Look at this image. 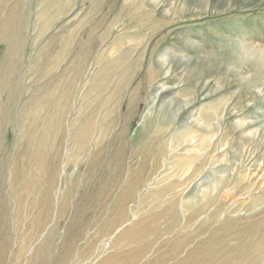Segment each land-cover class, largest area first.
Segmentation results:
<instances>
[{"label":"rangeland","instance_id":"1","mask_svg":"<svg viewBox=\"0 0 264 264\" xmlns=\"http://www.w3.org/2000/svg\"><path fill=\"white\" fill-rule=\"evenodd\" d=\"M0 35L7 185L62 107L0 263L175 264L213 232L223 264H264V0H0Z\"/></svg>","mask_w":264,"mask_h":264},{"label":"bare ground","instance_id":"2","mask_svg":"<svg viewBox=\"0 0 264 264\" xmlns=\"http://www.w3.org/2000/svg\"><path fill=\"white\" fill-rule=\"evenodd\" d=\"M5 19V18H4ZM4 19H3V22H4ZM8 22V21H7ZM7 24V23H6ZM3 26V25H2ZM5 26V25H4ZM9 26H10V23H9ZM6 27V26H5ZM3 28V27H2ZM14 28V26H13ZM7 29V28H5ZM15 29V28H14ZM20 30V29H18ZM6 32V31H5ZM11 32V31H10ZM14 32V31H13ZM4 33V32H3ZM17 33V32H16ZM18 34V33H17ZM16 35V34H14ZM20 35V34H18ZM7 37V36H6ZM4 37V38H6ZM0 38H1V35H0ZM15 39L17 40L16 36H15ZM20 42V41H19ZM14 43H11V47H13ZM21 47V45H20ZM22 48V47H21ZM16 51V50H15ZM19 52V51H18ZM18 55V54H17ZM13 56V55H12ZM10 60V59H9ZM14 60V59H13ZM13 62V61H12ZM1 63V62H0ZM3 67V66H2ZM1 67V68H2ZM4 68V67H3ZM6 68V67H5ZM4 71V69H3ZM7 71V70H6ZM11 71V70H10ZM9 71V72H10ZM4 74V73H3ZM2 74V75H3ZM8 74V73H7ZM2 77V76H1ZM0 77V79H2ZM6 78V76H5ZM6 80V79H5ZM0 83H4V81L2 80V82ZM7 86V85H6ZM19 86V85H18ZM8 89L9 86H8ZM14 89V88H13ZM15 89H17V87H15ZM8 91V90H7ZM5 92V89H4V86L2 85L0 87V96ZM10 92V90H9ZM16 94V92H14ZM12 94V93H11ZM14 95V94H12ZM19 95V94H18ZM11 97V96H10ZM16 97V96H15ZM13 98V97H12ZM19 98V96L17 97V99ZM12 100V99H11ZM10 100V101H11ZM17 102V100H15ZM12 102V101H11ZM15 102V104H16ZM40 103H45L47 102L49 104V106L51 107V104L53 105V103H50L49 99H41L39 100ZM55 102V101H54ZM57 103V102H56ZM56 103H54L55 105H53L51 107L52 109V113H55V115L53 114V118L52 120H49L46 118V117H43L41 115L40 119H39V122L38 124L36 125L35 129L32 130V128L27 132L28 136H29V144H28V147H26V150H29L26 151V152H17L16 155H14V170L12 171L11 169V174L9 172V175H10V178H9V185H7V182L5 183L4 181H2V176L4 175L5 173V170L7 169V162H0V177H1V180H0V215L1 213H3L5 215V213L7 211H10V208H11V205H10V198L13 196V194L16 192L17 190V185L22 182L24 184V189L22 191V194H28L29 193V187L30 186H33V179L35 177H37L38 174H41L42 171H43V167H44V164H45V152H46V146L44 145L46 142V130H53L54 127L56 125H59L61 120H62V107L60 108L59 106L60 105H57L56 106ZM14 104V105H15ZM6 107L7 105L4 104ZM10 105V104H9ZM13 105V106H14ZM11 105V107H13ZM9 107V106H8ZM15 107V106H14ZM2 108V109H1ZM10 108V107H9ZM29 108V107H28ZM27 108V109H28ZM13 108H11L12 110ZM3 110V106H1L0 104V113L2 112ZM5 110V109H4ZM10 110V109H9ZM8 110V111H9ZM10 110V111H11ZM35 111V110H34ZM4 112V111H3ZM12 112V111H11ZM9 113V112H8ZM35 113V112H34ZM14 114V113H13ZM12 114V115H13ZM2 115V114H1ZM0 115V116H1ZM10 115V114H9ZM39 115V114H38ZM37 116V115H36ZM2 117V116H1ZM20 116L16 117L15 115L11 116L12 120H19ZM5 117H3L4 119ZM28 118V117H27ZM2 119V118H0ZM8 119L7 117L4 119L6 120ZM34 119V118H33ZM38 119V118H37ZM51 119V118H50ZM25 120V119H24ZM3 121V120H2ZM0 124H1V121H0ZM93 125V124H92ZM43 127V128H42ZM90 128V127H89ZM41 131L39 136H36V133L38 131ZM1 131H2V128H1ZM50 132V131H49ZM88 132V131H87ZM51 133V132H50ZM49 134V133H48ZM87 134V133H86ZM38 135V134H37ZM1 136V135H0ZM49 136V135H48ZM77 139V137H76ZM24 141V140H23ZM76 141V140H75ZM88 142V141H87ZM24 145V144H23ZM32 163H35L38 165V171L36 170H33L31 165ZM20 166V169L18 170L17 168ZM9 171V170H8ZM4 172V173H3ZM4 182V184H3ZM54 182H55V178H50V187H48L47 191L44 193V199L43 201L46 202L47 204H51L53 201H54V198H55V194L53 192V186H54ZM5 185H7L8 189L7 191L5 192H2V187L5 188ZM21 187V186H20ZM10 189V190H9ZM8 192V193H6ZM126 193V192H125ZM22 197H18V200L21 201ZM19 202V201H18ZM50 213V207L47 208V211H46V216L47 217ZM6 215H8L6 213ZM5 215V216H6ZM1 217V216H0ZM42 222H38V226L42 225L41 224ZM2 224V223H1ZM4 224V222H3ZM2 227V226H1ZM4 227V226H3ZM2 227V228H3ZM217 233V232H216ZM9 235V234H8ZM252 236V235H251ZM6 237V236H5ZM203 237V236H202ZM205 239L202 241H199V244L194 246L192 250H188L186 249V246L185 249L186 251L184 252V255L181 256V253H180V250H179V246L175 247L173 249V252H172V257H177L178 259H176L175 261V264H223L225 261H226V256L225 258H223V254H222V250L220 248V243H221V240L224 241L225 239L223 237H219L215 234H213V232H209L208 235L204 236ZM9 238V237H8ZM7 238V239H8ZM7 239L3 240L1 243L2 245H7L8 242L6 241ZM251 239V238H250ZM103 240V239H102ZM195 240V239H194ZM9 241V240H8ZM189 243V242H188ZM192 243V242H191ZM191 245V244H190ZM194 245V244H193ZM7 247V246H6ZM0 249H4L3 247H0ZM25 249V248H23ZM43 249V245L40 247L39 251H41ZM190 249V248H189ZM4 251V250H3ZM6 251V250H5ZM24 251V250H23ZM1 252V251H0ZM4 253V252H3ZM41 253V252H40ZM198 253H202V254H198ZM2 254V253H1ZM197 254V255H196ZM222 254V255H221ZM4 256V254H2ZM20 255V254H19ZM46 255V254H45ZM2 256V257H3ZM35 258V256H34ZM3 259V258H2ZM0 259V261L2 260ZM33 260V258H32ZM31 260V261H32ZM2 262V261H1ZM228 262V260L226 261V263ZM2 264V263H0Z\"/></svg>","mask_w":264,"mask_h":264}]
</instances>
